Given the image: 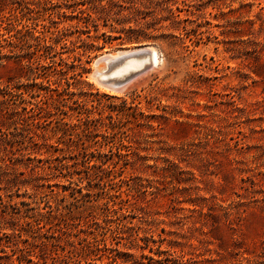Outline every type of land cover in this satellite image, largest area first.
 Instances as JSON below:
<instances>
[{
  "label": "rangeland",
  "instance_id": "obj_1",
  "mask_svg": "<svg viewBox=\"0 0 264 264\" xmlns=\"http://www.w3.org/2000/svg\"><path fill=\"white\" fill-rule=\"evenodd\" d=\"M0 264H264V0H0Z\"/></svg>",
  "mask_w": 264,
  "mask_h": 264
},
{
  "label": "bare ground",
  "instance_id": "obj_2",
  "mask_svg": "<svg viewBox=\"0 0 264 264\" xmlns=\"http://www.w3.org/2000/svg\"><path fill=\"white\" fill-rule=\"evenodd\" d=\"M99 56L95 61L94 78L118 91L127 88L132 79L161 69L165 60L162 51L154 45L126 48Z\"/></svg>",
  "mask_w": 264,
  "mask_h": 264
},
{
  "label": "trees",
  "instance_id": "obj_3",
  "mask_svg": "<svg viewBox=\"0 0 264 264\" xmlns=\"http://www.w3.org/2000/svg\"><path fill=\"white\" fill-rule=\"evenodd\" d=\"M87 19H89V17H87Z\"/></svg>",
  "mask_w": 264,
  "mask_h": 264
}]
</instances>
